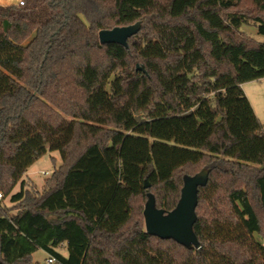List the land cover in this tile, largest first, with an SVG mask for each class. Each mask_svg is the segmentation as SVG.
<instances>
[{
    "label": "trees",
    "instance_id": "16d2710c",
    "mask_svg": "<svg viewBox=\"0 0 264 264\" xmlns=\"http://www.w3.org/2000/svg\"><path fill=\"white\" fill-rule=\"evenodd\" d=\"M138 21L127 47L100 42ZM244 25L264 36V0L0 4V264H264V122L243 89L264 41ZM48 150L62 163L34 192ZM203 169L197 243L147 233L150 197L174 210Z\"/></svg>",
    "mask_w": 264,
    "mask_h": 264
},
{
    "label": "water",
    "instance_id": "95a60500",
    "mask_svg": "<svg viewBox=\"0 0 264 264\" xmlns=\"http://www.w3.org/2000/svg\"><path fill=\"white\" fill-rule=\"evenodd\" d=\"M141 21L126 26H117L112 29H104L99 32L101 43H118L128 46V39L137 34L141 29ZM208 169H203L196 176L186 180L182 189L181 198L172 211L165 212L155 205V200L150 197L145 209L146 232L161 238H173L188 246L197 243L193 232V224L196 220V206L198 201V187L206 182ZM146 187L149 183L146 182Z\"/></svg>",
    "mask_w": 264,
    "mask_h": 264
},
{
    "label": "rangeland",
    "instance_id": "374dc122",
    "mask_svg": "<svg viewBox=\"0 0 264 264\" xmlns=\"http://www.w3.org/2000/svg\"><path fill=\"white\" fill-rule=\"evenodd\" d=\"M4 5H7V3H5ZM242 29L246 31L255 40L264 41V36L258 33V29L255 25H244ZM136 66L137 69L144 70V67L140 62H137ZM252 86L254 87V94H251V97L253 99L255 109L258 113L256 114L261 119V121L264 122V97L261 96V93L257 88L259 86L261 87L264 86V82L263 85H261L260 83H248V85H246V87H252ZM61 163H62V158L60 152L48 150L45 155H43L32 166L29 167L26 176H24L26 185L30 188V190L34 192L41 191L44 187L46 179L52 175L54 170L57 167H59ZM19 190H20V184H18L14 188L13 193L18 192ZM0 203L13 206V204L10 201V196L5 198L2 195V193H0ZM61 251L67 254L66 250L61 249ZM48 257L49 254L43 249L37 250L32 255V259L36 264H46V260L48 259Z\"/></svg>",
    "mask_w": 264,
    "mask_h": 264
},
{
    "label": "crops",
    "instance_id": "0c3cea01",
    "mask_svg": "<svg viewBox=\"0 0 264 264\" xmlns=\"http://www.w3.org/2000/svg\"><path fill=\"white\" fill-rule=\"evenodd\" d=\"M4 1V2H3ZM18 0H0V4H17ZM263 82H264V78L260 79V80H256V81H251V82H247L245 84H243V89L246 93V95L248 96L249 100L251 101V104L253 105V108L255 110V113H257L256 109H255V105L253 103V99L251 97V94H254V87H246V85H248V83H260L261 85H263ZM261 93V96L264 97V86H259L257 87ZM258 114V113H257ZM65 254V253H64Z\"/></svg>",
    "mask_w": 264,
    "mask_h": 264
},
{
    "label": "built area",
    "instance_id": "2783aa9c",
    "mask_svg": "<svg viewBox=\"0 0 264 264\" xmlns=\"http://www.w3.org/2000/svg\"><path fill=\"white\" fill-rule=\"evenodd\" d=\"M24 0H19L17 2V5H23ZM46 264H60L56 256L54 255H49L48 259L46 260Z\"/></svg>",
    "mask_w": 264,
    "mask_h": 264
}]
</instances>
